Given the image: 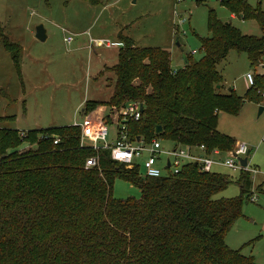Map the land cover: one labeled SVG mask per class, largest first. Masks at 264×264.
I'll list each match as a JSON object with an SVG mask.
<instances>
[{"label":"trees","instance_id":"trees-1","mask_svg":"<svg viewBox=\"0 0 264 264\" xmlns=\"http://www.w3.org/2000/svg\"><path fill=\"white\" fill-rule=\"evenodd\" d=\"M220 1L255 18L261 35H242L210 15L202 59L185 57L183 67L173 70L167 50L138 48L118 34L112 95L105 103L86 100L83 111L141 100L142 117L130 125L134 136L150 140L159 125L160 137L176 145L231 149L235 141L218 133L217 118L220 111L236 112L240 101L232 89L216 92L222 82L216 63L235 49L248 53L252 68L257 65L264 50V0L256 8L245 0ZM2 42L17 67L20 46L6 36ZM252 87L257 93L264 80L256 77ZM10 118L0 116V122ZM78 137L71 124L27 131L0 126V264H248L226 245L224 233L251 195L250 171L239 170L235 180L240 197L215 198L231 182L228 175L189 163L175 174L141 177L107 151L99 152V167L85 169L93 151L80 147ZM21 143L29 147L20 150ZM116 176L136 185L140 197L114 198Z\"/></svg>","mask_w":264,"mask_h":264},{"label":"rangeland","instance_id":"rangeland-1","mask_svg":"<svg viewBox=\"0 0 264 264\" xmlns=\"http://www.w3.org/2000/svg\"><path fill=\"white\" fill-rule=\"evenodd\" d=\"M262 1L245 0L251 8ZM174 10L188 21L182 25L174 22ZM210 15L242 35H261L255 18L233 13L220 0H102L97 5L85 0H0V116H12L0 126L27 131L52 124L70 125L82 120L80 109L86 98L107 102L115 83L110 67L122 45L118 34L131 39L138 48L167 50L173 70L183 67L185 57L200 61L204 56L201 41L211 36ZM39 24L45 30L44 40L35 36ZM3 36L20 46L17 67L3 45ZM68 37L70 41L65 40ZM98 40H108L112 45H98ZM216 70L222 80L216 92L228 94L231 88L240 101L236 112L218 113L216 130L250 149L247 158L252 180L251 195L243 198L241 214L225 230L224 241L248 264H264V96L248 87L244 78L247 72L256 71V77L264 80V72L258 65L252 68L247 52L235 49L216 63ZM134 83L140 82L135 79ZM145 90L149 92L150 86ZM116 127L108 123V143H112ZM153 138L162 147L176 145L160 134ZM27 147L21 143L19 149ZM146 157L145 153L134 159L139 175L143 174ZM157 162L159 167L165 164L164 158ZM215 170L228 175L231 182L214 197H240L235 181L239 170L225 166ZM112 194L119 200L137 199L140 189L116 176Z\"/></svg>","mask_w":264,"mask_h":264},{"label":"built area","instance_id":"built-area-1","mask_svg":"<svg viewBox=\"0 0 264 264\" xmlns=\"http://www.w3.org/2000/svg\"><path fill=\"white\" fill-rule=\"evenodd\" d=\"M179 1L175 0V3ZM173 15L174 22L177 21L181 25L188 21L187 17L177 14L175 10ZM70 39L68 37L65 40L70 41ZM96 43L105 46L112 45L108 40H98ZM192 53H195V51L193 50ZM257 61V65L264 72V50ZM244 78L248 87L254 86L256 71L253 73L247 72ZM257 93L264 96V88L258 89ZM143 106L141 100L135 99L128 100L119 106L110 105L107 112L105 111L106 108L100 112L91 110L87 113L80 109L84 116L79 122L74 120L72 125L79 128L78 140L80 147L93 151V154L85 159V169L99 167V152L107 151L110 159L115 163L127 169L136 170L137 164L134 163V159L146 153L147 157L142 163L144 171L140 175L141 177H159L166 173L175 174L189 163L196 164L201 172L211 171L215 164L225 166L233 171H250L248 158L246 159V166H242L239 161V158L245 157L247 151L250 150L245 143L235 142L229 150L220 151L214 148L208 152L203 144H177L173 147H162L160 141L155 138L145 140L142 136H134L130 130V125L139 121L142 117ZM108 123L117 126L113 131L112 143L107 141L109 135ZM58 141L59 139L55 137L53 143L56 144ZM262 141H264V134ZM219 154L224 155V158H219L217 156ZM162 158H164L165 164L159 167L157 161H162ZM249 199L254 201L255 197L251 196Z\"/></svg>","mask_w":264,"mask_h":264},{"label":"water","instance_id":"water-1","mask_svg":"<svg viewBox=\"0 0 264 264\" xmlns=\"http://www.w3.org/2000/svg\"><path fill=\"white\" fill-rule=\"evenodd\" d=\"M35 36L38 39H40V40H44L46 38L45 30H44V28H43V26L41 24L36 26V28H35ZM184 62H185V60H184ZM229 89H231V88H229ZM260 110H261V108H260ZM161 132H162L161 127L159 125H157L155 127V129H154V134L159 135V134H161ZM248 153H249V151H247L246 156L248 155ZM246 156L243 157V158H239L240 164L242 166H246V159H247Z\"/></svg>","mask_w":264,"mask_h":264},{"label":"crops","instance_id":"crops-1","mask_svg":"<svg viewBox=\"0 0 264 264\" xmlns=\"http://www.w3.org/2000/svg\"><path fill=\"white\" fill-rule=\"evenodd\" d=\"M82 1H84V0H82ZM85 1H87V0H85ZM102 3V0H101V2L99 3V4H101ZM233 15V14H232ZM116 55H117V53H116ZM116 58H117V56H116ZM31 59H33V58H31ZM35 60V59H34ZM116 63V62H115ZM114 63V64H115ZM113 64V65H114ZM106 67V66H105ZM104 67V68H105ZM87 100V98L85 99V100H83L82 102V105H81V109H82V107H83V104H84V102ZM109 100V99H108ZM107 100V101H108ZM96 101H99V100H96ZM101 102H103L104 103V101H101ZM110 105H107V104H100V105H98V106H96V108L95 109H93L92 111L93 112H100V111H102V110H104L105 108H106V112H107V110H108V107H109ZM72 124H73V122H72ZM71 124V125H72ZM68 125V124H67ZM51 126H59V125H55V124H52ZM47 127V126H46ZM219 158H221V156H222V154H219V155H217ZM218 167H222V165H218V164H215V165H213V167H212V170L213 171H215V172H217L216 170H215V168H218Z\"/></svg>","mask_w":264,"mask_h":264}]
</instances>
